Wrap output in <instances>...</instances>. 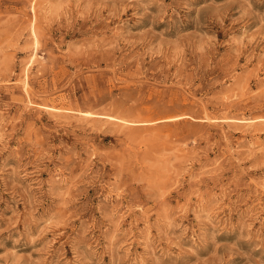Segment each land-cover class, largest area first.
<instances>
[{"label": "rangeland", "instance_id": "obj_1", "mask_svg": "<svg viewBox=\"0 0 264 264\" xmlns=\"http://www.w3.org/2000/svg\"><path fill=\"white\" fill-rule=\"evenodd\" d=\"M0 264H264V0H0Z\"/></svg>", "mask_w": 264, "mask_h": 264}, {"label": "bare ground", "instance_id": "obj_2", "mask_svg": "<svg viewBox=\"0 0 264 264\" xmlns=\"http://www.w3.org/2000/svg\"><path fill=\"white\" fill-rule=\"evenodd\" d=\"M32 34L35 36L36 34H35V31H34V29H32ZM27 87V86H26ZM27 94V93H26ZM28 95V94H27ZM50 110V109H49ZM81 113V112H80ZM85 116H87V117H91V114H89V113H85L84 114ZM110 120H117V119H115V118H112V117H108ZM248 122V121H247ZM252 122V121H251ZM125 123V122H124Z\"/></svg>", "mask_w": 264, "mask_h": 264}]
</instances>
